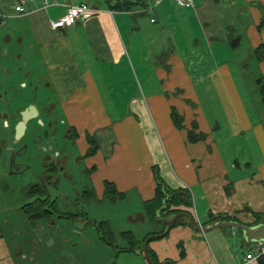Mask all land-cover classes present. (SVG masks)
I'll use <instances>...</instances> for the list:
<instances>
[{
  "label": "crops",
  "instance_id": "1",
  "mask_svg": "<svg viewBox=\"0 0 264 264\" xmlns=\"http://www.w3.org/2000/svg\"><path fill=\"white\" fill-rule=\"evenodd\" d=\"M144 2L147 1L144 0ZM170 4L161 0L154 6L153 13L149 14V23L154 25L152 29H147L149 41L156 43V32H160L161 36L165 30L164 25L168 24V20L174 18V12L171 16H167V7ZM172 4L179 10L176 13L179 22H185L187 17L191 18L194 26L202 29L204 41L205 43L207 41L209 45L214 41L218 44L221 43L220 41L223 43L229 37L231 27L222 21L220 9L244 10L250 19L245 36L250 47L248 50L252 51L260 43L264 44V26L259 25L261 12H264V0H193L189 6L178 5L174 1ZM93 6L99 11L92 17L57 30L49 29L46 26L41 11L29 15V17H36L31 21V25L39 29L37 40L44 50L51 80L58 87L61 97L64 98V111L69 125L75 128L78 137L85 138V132H88L94 135L98 142L97 151L85 158L96 160V163L93 164L95 170H101L102 163L111 164L109 167L107 166V171L100 175L101 185L96 186L97 190L93 188L95 196L100 195L101 198L103 181L108 180L114 183L119 192L125 193L132 185L138 190V195L143 202L154 195L155 182L152 170L150 169V175L148 172L143 176L137 170L131 171L132 147L125 129H121L125 121L111 122L104 116L110 106L108 104L105 108L103 95L98 91V83L103 82L109 97L127 95L129 90L123 94H120L121 91L115 94L117 85L113 86L106 82L104 71L99 67V65L101 66L99 57L102 58L103 65L106 67L107 73L111 74L112 79H117L119 72H123V70L126 71L125 74H130V49H138L144 42L146 33V26L140 24V20H137L136 17L145 15L149 11H141L145 6L142 3L133 4L129 11L111 9L105 0L104 7H101L100 4ZM158 6L161 7V14L156 10ZM129 14H131V18H129ZM151 18H154V21H151ZM175 22L172 23L173 27L169 25V29L174 35L178 33V24ZM236 38L238 41L235 47L239 45L243 37ZM192 43L193 45L199 44L196 36L193 37ZM81 44L88 48L87 52H84V47ZM176 48H178L177 44L175 46L170 44L167 51L168 56L161 61L170 69L164 70L161 65H156L155 68L149 69L150 71L147 72L142 67V77H140L141 92L143 93H145L143 87L147 86L154 74L161 84L162 91L163 89L177 91L178 94L158 100L159 112L165 107V103L167 104L172 126H165L161 123L160 117L155 118L153 112L151 110L149 112V104L146 99L134 95L128 102V109H133L143 120L141 126L145 130L144 135L153 156V159L149 158L150 168L153 165L158 166L161 178L170 188L187 189L190 192L192 205L180 208L189 212L199 224L203 225L211 218V222H215L213 219L217 216L230 217L247 224L253 223L256 215L264 216V130L257 127L258 125L254 127L256 129L254 130L256 139L253 138L255 144L258 145L259 141L263 144L262 151L260 154L258 152L254 161L256 168H253L248 158L243 162L233 158L230 161V167L237 170H242L240 169L242 167L248 172L242 170L233 173L230 171L218 151L217 143L208 133V127L202 115L195 107L191 108L190 103L186 101V99L194 100L195 94L189 84V81L194 77L197 80L199 74L205 79V75H208V79L212 78L227 84L226 81L231 77L230 74L228 75L229 67L222 63L221 66L215 64L209 68L214 62L209 57L210 53L207 55V59H205L206 53H204L201 56L198 55L196 59H194L195 56L191 60L188 58L185 60L178 56ZM160 49L163 51L162 47ZM155 55L153 53L154 58H156ZM142 57L145 62L150 60L148 52ZM124 58L128 59L126 64H124ZM258 61H260V65H263L262 76H264V57ZM196 63H203L205 68L200 72L189 67ZM123 64L126 65V68L119 69L118 66ZM149 64L154 65L155 63L150 60ZM140 67L141 64H139V70ZM193 71L195 72L193 73ZM131 87L133 91L136 90L134 84ZM179 87L182 88L179 89ZM151 93L153 91L149 92V94ZM172 107L182 116L181 128L174 127L170 117ZM113 111H116L115 106H113ZM98 113L102 115V121L97 120ZM244 119L247 120L246 117L239 116L238 123L246 127ZM132 123V119L126 120V124ZM159 123L162 127L159 126ZM192 128L195 133H202L204 137L190 141L187 137V130ZM159 135H161V141L158 139ZM163 137L166 140V145L163 142ZM85 145L87 147L86 141ZM117 152L119 156L116 155ZM125 152L127 159H125ZM98 191H101L100 194H97ZM136 216L138 220H145L143 212H137ZM150 231L147 230L141 237L132 232L136 238L141 239ZM207 233L189 227L182 220L173 226L166 236L152 239L148 247L154 252L159 264L166 261L171 263L174 261L176 264H258L257 259L245 260L244 257L252 245L244 250L242 237H238L234 230L230 232L231 242L226 239L228 235L226 230L218 228V230L213 229ZM9 236L10 240L5 238L0 231V264H19L17 258L22 254V250H19L16 244L14 245L15 237L13 238L12 234ZM181 251L184 253L182 257H180ZM116 261H121V264L125 262L149 264L141 250L137 249L111 251L108 264H114Z\"/></svg>",
  "mask_w": 264,
  "mask_h": 264
},
{
  "label": "rangeland",
  "instance_id": "2",
  "mask_svg": "<svg viewBox=\"0 0 264 264\" xmlns=\"http://www.w3.org/2000/svg\"><path fill=\"white\" fill-rule=\"evenodd\" d=\"M65 1L72 3L86 1L90 5L100 4L101 7H104V0ZM172 1L164 0V2L171 3L167 7V16H171L173 12L175 16L172 20H168V24L166 23L164 25L165 30L163 34L161 33V36L160 32H156V43L149 41L147 30L154 27L153 24L149 23L148 17L154 10L150 9L145 15L136 17L137 20H140V24L146 26V33L144 35L145 40L139 48L135 50L134 48L130 49V74H125L126 71L123 70V72H119L117 79H112L111 74L107 73L106 67L103 65L102 58L99 57L101 66L98 65L104 71L106 82L113 86L117 85L115 94L119 91H121L120 94H123L129 90L126 96L109 97L107 95V89L103 86V82L101 84L98 83V91L103 95L102 99L106 106L105 108H107L108 104L110 106V109L104 116L109 118L111 122L115 120L125 121L121 129H125L132 147L131 171L137 170L141 176L148 172L150 175L149 158L153 156L144 135L145 130L141 126L143 120L133 109H128V102L134 95L146 99L149 104V112L151 110L155 118L160 117L161 123L165 126H172L167 104L165 103V107L159 112L158 100L159 98H169L171 95L178 93L177 91H169L168 89H163L162 91L161 84L156 79L155 74L152 76V80L147 83V86L143 87L145 93L141 92V68H145L147 72L150 71L149 69L155 68L156 65H161L164 70L170 69L167 65L161 63L162 59L168 56L167 51L169 50L170 44L173 46L177 44V54L185 60H187L186 58L191 60L195 56L194 59H196L198 55L201 56L204 53H206L205 59H207V55L210 53L209 57L215 63L213 62L209 68H212L215 64L221 66L222 63H225V66L229 67L228 75L230 74L231 77L226 81V84L222 81H215L212 78L208 79V75H205V79H203L198 74L197 80L194 77L189 81L191 89L195 94L194 100L191 99V102L186 99V101L190 103L191 108L195 107L202 115L203 120L207 124L208 133H210L211 138L217 143L216 146L223 156L226 167L233 173L241 172L242 170L248 172L242 167L240 168L242 170L230 167V161L236 158L240 162L249 159L253 168H256L254 161L256 160L258 152L260 154L263 148L261 141L257 145L253 139L255 138L254 130L256 129L254 127L256 125L264 130V104L261 101L256 83V79L263 74V65H260V61L254 55V50H252L253 52L248 50L250 47L245 36L249 28L250 19L247 16V12L244 10L236 11L234 8L227 10L220 9L222 21L231 27L229 37L223 43L220 41L221 43L219 42L220 44H218L214 41L209 45L207 41L206 43L204 41L203 33L201 32L202 29L194 26L191 18L187 17L185 22H179L176 14L179 10H177V6L172 4ZM3 3L5 12L11 13V0H3ZM39 4L40 2L38 0L33 1L27 5V9H34ZM160 6L156 7V10L161 14L162 10ZM60 10H63L60 6H49L46 10V17L56 18L61 12ZM263 14L264 12L262 11L261 18ZM131 17V14H129V18ZM34 18L20 16L7 19L0 26V38L5 31L10 32L13 30L21 32L24 29L29 30L31 21ZM174 22L178 24V33L175 35L169 29V25L173 27L174 24L172 23ZM21 34H24V39L28 35L26 31L21 32ZM194 36L197 37L199 46L196 44L193 45L192 41ZM239 36H242L243 39L237 47H232L230 42ZM25 40L26 42L32 41L30 36ZM81 45L84 47V52H87L88 48L83 44ZM161 47L164 52L160 49ZM159 51L161 52L159 53ZM147 52L150 55V60L155 63L154 65L149 64L150 60L145 62L143 59L142 55L147 54ZM153 53L156 54V58L153 57ZM188 55L190 57H187ZM28 56H30L29 51L27 49L22 50V58L19 59L18 63L21 64L24 62L27 65ZM126 60L128 59L124 58V64H126ZM29 61L31 62V59ZM35 61L33 59L31 62L32 65ZM124 64L119 65V69L126 68ZM139 64H141L140 70L138 68ZM135 67H137L136 70H134ZM189 67L201 72L205 68V65L203 63H196L193 66L189 65ZM133 84L136 87L135 91L131 87ZM151 91L153 93L149 94ZM113 106H115L116 111H113ZM239 116L247 118V120L244 119L246 127L238 123ZM96 118L98 121L103 120L102 115L99 113L96 115ZM127 119H132L133 123L126 124ZM66 123L68 125L70 124L67 119ZM159 126H161L160 123ZM81 130L82 135L83 128ZM180 134L182 133L180 132ZM158 139L160 141L162 140L161 135H159ZM163 142L166 145L164 137ZM85 147V138L83 136L78 137V145L68 144L67 150L72 154L78 155V163L70 160L66 171L72 175L71 180L68 181L62 178L58 182L56 189L53 188L50 190V193L57 190L63 192L64 196H67V199L65 198L67 203L65 205H58L59 211L65 212V216L63 214L62 216H58L59 213H56L57 215L52 214L49 218H33L32 216H27L21 207L23 204L31 202L34 199L33 195L26 193V186L34 183L35 178L28 175L20 177L6 172H0V231L8 240H10L9 235L11 234L13 238L15 237L14 245L16 244L19 250H22V254L17 258L19 264H108L110 252L114 249L111 245L106 244L99 238V234L94 225L96 220H107L115 234L123 230H132L138 237H141L147 230L159 228L158 223L151 222L147 219L144 221L137 219L136 213L143 212V204L138 195V190L132 185L125 191L124 199L102 200L99 197L100 195H97L96 197L86 199L79 197L78 202L74 201V188L76 190L78 189V192L88 187L96 189V186L101 185L102 182L100 175L104 174L107 171V166L109 167L111 165L102 163L101 170L93 169V164L96 163V160H88L83 157L84 149L86 150L87 148ZM125 154V159H127V153L125 152ZM116 155L119 156V153L117 152ZM100 192L98 191L97 194H100ZM219 229L227 231L228 235L226 239H229L230 242V232L233 230L238 237H242L240 231L230 227H220ZM206 234L208 233L206 232ZM116 240L118 244H123V241L119 237ZM242 247L244 250L246 249L243 244ZM114 264H121V261H116ZM124 264L131 263L125 262Z\"/></svg>",
  "mask_w": 264,
  "mask_h": 264
},
{
  "label": "flooded vegetation",
  "instance_id": "3",
  "mask_svg": "<svg viewBox=\"0 0 264 264\" xmlns=\"http://www.w3.org/2000/svg\"><path fill=\"white\" fill-rule=\"evenodd\" d=\"M24 31L31 42L24 39ZM21 32L5 31L0 38V172L34 177L26 193L31 187H39L41 194L33 196L45 199L48 214L42 218L56 213L65 216L58 205H65L67 196L50 190L56 189L60 179L72 178L66 168L70 160L78 163V155L69 152L67 146L78 145V133L66 123L64 98L51 80L37 40L39 29L30 24L29 30ZM24 49L30 53L27 65L18 63ZM30 59L36 60L33 65ZM85 189H73L74 201L86 199L82 196Z\"/></svg>",
  "mask_w": 264,
  "mask_h": 264
},
{
  "label": "trees",
  "instance_id": "4",
  "mask_svg": "<svg viewBox=\"0 0 264 264\" xmlns=\"http://www.w3.org/2000/svg\"><path fill=\"white\" fill-rule=\"evenodd\" d=\"M108 6L111 9H117L122 11H129L132 8L133 4L142 3L145 5L146 3L144 0H105ZM260 26L264 25V14L260 21ZM254 55L257 59H261L264 57V44L260 43L254 49ZM256 83L258 85L259 95L261 98L262 103L264 104V76H260L256 79ZM170 117L172 119L173 124L176 128L182 127V116L178 114L175 108H171L170 110ZM195 126V123H193ZM75 136L77 135L76 132ZM187 137L190 141L199 140L204 137L202 133H195L192 129L187 130ZM85 141L87 143V148L84 152L83 157H89L93 155L98 149V142L94 135L89 134L88 132L85 133ZM95 166H93V169ZM155 187H154V195L152 198L147 199L142 202L143 204V216L145 219L158 223L159 228L153 229L148 232L145 236L141 239H138L134 236L133 232L130 230H123L120 231L118 234H115L114 231L111 229V226L107 220H96L94 222L95 228L99 234V238L104 241L106 244L111 245L113 249L118 251H128V250H142L143 242L148 235L157 234L163 232L165 226L160 222L163 219H166L168 216L175 214L179 211H185L180 207H188L192 205V197L190 192L187 189H173L170 188L164 180L161 178L159 174L158 167L153 165L151 167ZM84 198H88L89 196L94 197L95 193L92 187L85 189L83 191ZM30 195H39L40 190L39 187L33 188L31 187L27 192ZM125 196L124 192H119L113 182L104 180L103 181V192L101 195V199H115V198H122ZM22 210L27 214V216H32L33 218H42L47 216L48 211L45 208V199L41 197L34 198L31 202L25 203L22 205ZM52 211H55L53 207ZM223 219H233L230 217H224ZM184 221L186 225L187 220L185 217L178 218L173 226H176L180 221ZM214 220V219H213ZM235 220V219H234ZM264 216L256 215L254 222L263 221ZM212 221V218L204 222V224ZM203 224V225H204ZM239 231V230H238ZM119 237L123 244H118L116 238ZM148 252L151 261L154 264H159L157 261L154 252L148 247ZM184 255L183 251L180 252V257ZM258 264H264V253L260 255L258 258ZM172 264H176L172 261Z\"/></svg>",
  "mask_w": 264,
  "mask_h": 264
},
{
  "label": "built area",
  "instance_id": "5",
  "mask_svg": "<svg viewBox=\"0 0 264 264\" xmlns=\"http://www.w3.org/2000/svg\"><path fill=\"white\" fill-rule=\"evenodd\" d=\"M37 0H11L12 12L6 13L4 10L3 0H0V26H2L5 21L9 18L29 16L31 14L37 13L39 11L43 12L45 18L46 26L49 29L57 30L73 25L79 20H86L92 17L99 9L90 5L86 1L79 3H72L70 1H60V0H38L40 2L39 6L34 9L28 10L27 5L31 2ZM145 6L141 11L148 12L153 9L156 4L161 0H146ZM176 4L181 6H189L192 4L193 0H173ZM56 5L63 8V11L56 17L50 18L46 17V10L49 6ZM154 21V18H151ZM264 253V241L253 244L249 249V252L245 255V260L257 259L260 255Z\"/></svg>",
  "mask_w": 264,
  "mask_h": 264
},
{
  "label": "water",
  "instance_id": "6",
  "mask_svg": "<svg viewBox=\"0 0 264 264\" xmlns=\"http://www.w3.org/2000/svg\"><path fill=\"white\" fill-rule=\"evenodd\" d=\"M238 38L230 42L231 46L237 44ZM185 217L189 227L194 228L195 230L206 233L213 229H218L220 227H230L235 230H239L242 233V242L246 248H249L251 245L258 242L264 241V220L259 222H253L250 224L240 222L234 219H223L222 216L214 217L215 222H208L204 225L199 224L198 221L187 211H179L175 214L168 216L166 219L161 220L160 222L165 226L163 232L157 234L148 235L142 246L141 252L144 254L147 262L149 264H154L149 256L148 245L152 239H158L166 236L170 229L175 224L178 218ZM163 264H172L170 261H166Z\"/></svg>",
  "mask_w": 264,
  "mask_h": 264
}]
</instances>
